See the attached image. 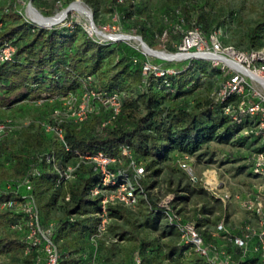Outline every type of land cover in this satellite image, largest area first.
<instances>
[{
	"label": "trees",
	"instance_id": "16d2710c",
	"mask_svg": "<svg viewBox=\"0 0 264 264\" xmlns=\"http://www.w3.org/2000/svg\"><path fill=\"white\" fill-rule=\"evenodd\" d=\"M54 5L68 4L72 0H53ZM106 5L120 22L131 23L150 46L153 45L148 38L150 25L142 16H135L138 9L135 1L120 3L119 0H106ZM57 7V6H55ZM0 46L6 42L12 43L16 52L11 61L0 63V109L16 106L27 100L43 101L48 110L40 120H52L56 109L62 107L60 97L69 92L84 88L85 80L92 77L90 89L106 93L119 92L122 100V110L111 123L102 124L109 120L110 112L99 107L87 120L82 123L69 121L64 124L65 138L63 141L56 136L46 134L42 127L34 132L28 130L25 134V146L18 151L9 145V138L0 142V153L7 152L16 173L23 180L22 183L4 179L0 181V227L8 224L10 230L0 237V250L23 251L28 249L27 264H45L44 254L40 247L32 245L27 240V215L18 207H1L9 199L18 202L25 201L21 192L26 189V196L37 198L43 190L50 191L45 203V213L48 215L54 206L57 195L65 190L70 195L72 207L66 209L64 217L57 223L44 221L43 213L39 207L41 222L44 226L54 225L53 239L60 251V264H80L81 259L74 252L83 250L96 231L100 206L97 199L89 196V191L99 180V173L87 162L78 167L75 177L66 183L57 186L58 175L54 172L53 164H77V152L86 155L103 152L108 156H117L123 145H128L132 158L143 165L147 175L142 180L146 192L150 170L158 163L166 160L169 153L174 150L192 152L208 144L209 140L219 137V134L230 132L237 125L229 116L224 114V103L216 102L213 94L223 84L215 88L209 95L199 97L194 104L185 99L182 103L165 105L167 96L178 99L185 95L192 79L190 75L195 72L194 67L177 69V74L159 78L155 75L146 76L142 64L145 60L134 55L133 49L126 43L110 44L101 42L83 32L77 37L75 29L67 26L42 27L27 21L16 9V4L9 2L0 8ZM183 15L189 25L193 27L192 18L187 6L182 7ZM198 24L207 33L213 28L208 20L198 15ZM264 29V20L258 23ZM159 34L164 29L157 30ZM257 31V32H256ZM165 43L167 50H172L176 40L182 43L183 34L168 31ZM259 30L255 29V37H259ZM199 69L203 74L223 75V72L211 67V62L198 61ZM166 81V82H165ZM167 83L169 85H167ZM168 94L164 95V91ZM174 94V95H173ZM6 120L0 121L4 122ZM239 126V125H237ZM241 127V126H239ZM40 148L46 149L44 153H33ZM31 149V150H28ZM51 157L50 161L48 158ZM54 159V161H52ZM147 162V166L145 165ZM5 168V163H1ZM36 168L39 175L30 176V184H24V179ZM139 198L140 203H146L155 215L165 217L164 210L158 203H150L148 198ZM136 206V207H137ZM183 211V210H182ZM181 211V212H182ZM109 216H116L135 227L129 209L116 205L109 208ZM197 221L200 210L195 217H187ZM197 220V221H196ZM17 226V228H12ZM178 236V243L170 246L167 257H176L180 264H209L195 250L180 239L175 225H169ZM200 229V228H199ZM231 234L239 235L229 229ZM206 243L227 248L234 256L239 249L230 243L222 245L213 232L201 231ZM60 240H65L60 244ZM78 245H81L77 247ZM151 242H144L141 256L143 264L147 262V247ZM76 247V251H73ZM87 257L83 254L81 258ZM145 259V260H144Z\"/></svg>",
	"mask_w": 264,
	"mask_h": 264
},
{
	"label": "rangeland",
	"instance_id": "374dc122",
	"mask_svg": "<svg viewBox=\"0 0 264 264\" xmlns=\"http://www.w3.org/2000/svg\"><path fill=\"white\" fill-rule=\"evenodd\" d=\"M46 17H54L65 10L70 4L80 1L92 12L93 21L97 32L103 34H130L142 36L133 25L120 22L106 5V0H72L66 5L53 0H0V8L13 2L17 11L29 22L38 23L32 20L29 9L30 2ZM133 0H119L120 3ZM138 9L135 16L144 17L150 25L149 39L153 43L152 48L167 53H180L181 42L176 40L172 50H167L165 43L168 38V31L177 32L185 36L193 30L198 29L206 41L205 48L214 50V36L223 47H234L240 54L250 60L251 56L264 49V29H260L258 23L264 20V0H134ZM57 6V7H55ZM187 6L192 18L193 27L189 25L183 15L182 7ZM1 12V11H0ZM198 15L208 20L213 28L211 33L205 32L198 24ZM77 10H71L66 19L53 27L67 26L75 29L77 37L85 31L91 37L101 42L110 44L126 43L137 57L148 60L165 68L184 69L194 67L195 72L190 75L192 82L188 87L189 91L178 99H170L167 96L165 105L187 102L194 104L201 97L211 93L215 88L223 84L226 77L230 76L236 69L231 67L223 68V64L217 63L212 58L203 56L187 57L181 59H163L145 53L138 40L114 41L105 38L94 32L90 33L91 19ZM164 29L162 34L157 31ZM255 29L259 30V37H255ZM257 32V31H256ZM144 39V38H143ZM183 42V40H182ZM191 53L198 52L192 49ZM200 60L211 62V67L223 72V75L214 72L203 74L199 69ZM253 62L251 67L257 66ZM247 66V64H246ZM264 93V86L254 83ZM168 91H164V95ZM174 95V94H173ZM48 107L43 101L27 100L16 106L0 109V121L11 120L14 128L7 136L9 145L15 151L25 146V134L28 130L34 132L41 127L40 120L45 115ZM250 123V121H248ZM247 123V124H248ZM31 150V149H28ZM46 149L32 150L33 153H44ZM264 151V145L256 136H249L244 133V128L235 126L230 132H223L219 137L209 140L208 144L196 151L181 152L174 150L169 153L168 158L155 165L149 172L148 198L150 203L164 204L169 195L172 199L170 205L185 213L188 217H195L200 210V218L197 221L201 231H215L217 225L224 222L228 229L231 227L241 228L245 226H257V219L254 213L244 207L246 200H255L261 196V179L253 174L254 157L257 153ZM9 155L7 152L0 153V165L5 163V168L0 166V181L9 179L22 183L21 177L16 173L11 163H7ZM147 162L145 165L147 166ZM186 164V167L183 165ZM21 192L26 196V189L22 187ZM51 192L45 191L37 195L36 202L40 207L44 221L47 223H58L68 207L74 205L66 200L65 190L61 191L55 200L54 206L50 208L49 214L45 213V203ZM229 195L226 201L222 200ZM147 199V196H144ZM17 201V200H16ZM18 202V201H17ZM19 204L22 202H18ZM1 207L2 204H1ZM18 208L21 211L20 205ZM130 217L135 227L122 219L110 217L106 230L99 234L96 228L90 238L86 237L83 250L74 252L81 259L80 264H135L141 256L144 242H151L152 246L147 247L146 264H180L176 257L168 258L170 246L178 243V236L168 227L166 218L155 215L150 207L144 202L135 208H128ZM249 219L243 225L242 220ZM10 225L0 227V237L10 230ZM232 230V229H231ZM220 243L226 242L221 236ZM65 240H60V244ZM222 244V245H223ZM81 245L77 244V247ZM257 238L249 242V250L246 258L242 257L240 251L236 253V264H254L259 253ZM73 247V251H76ZM28 249L22 250H0V264H27ZM86 254L83 259L81 256ZM145 260V259H144Z\"/></svg>",
	"mask_w": 264,
	"mask_h": 264
},
{
	"label": "built area",
	"instance_id": "2783aa9c",
	"mask_svg": "<svg viewBox=\"0 0 264 264\" xmlns=\"http://www.w3.org/2000/svg\"><path fill=\"white\" fill-rule=\"evenodd\" d=\"M212 38L214 50L206 49V41L198 29L190 31L183 39L180 51L190 52L192 49H197L199 53H215L222 58L212 59L216 60L218 64L222 63L223 68L231 67L237 70L229 76L221 88L213 94V97L216 102L225 104L224 114L229 116L233 123L243 127L246 135L256 136L264 145V93L253 84V82L260 83L264 86L260 81H264V49L254 53L249 60L237 52L234 47L223 48L214 36ZM15 52L16 48L12 43L6 42L1 45L0 63L11 61ZM229 61L241 64L243 69L250 71L254 76L243 73ZM253 62L258 64L252 68ZM142 69L147 77L155 75L159 78H166L168 75H175L178 72L175 68H165L148 60L143 62ZM91 81L92 77H88L82 90L69 92L59 98L62 107L55 110L52 120L41 123L46 134L54 135L63 141L65 123L69 121L82 123L99 110V107L110 112L109 120L105 121L102 126H106L116 119L122 110L121 94L90 89ZM167 85L169 84L167 83ZM13 128L11 120L0 122V142L12 132ZM77 156V164L64 166L54 162V172L58 175L57 186L73 179L78 167L84 161L94 167L95 171L99 173V180L91 187L89 196L98 200L100 210L97 213V231L102 234L110 219L109 208L111 206L122 205L126 208H135L139 198L147 196L142 183L147 171L143 165L132 158V152L128 145L121 146L117 156H108L103 152L86 155L77 152ZM50 159L51 157L48 158V161ZM183 166L186 167V164ZM252 169L253 174L262 181V194L255 200H246L243 205L254 213L257 226L247 225L241 234L236 235L231 234L225 223L221 222L217 225L213 236L224 238L233 247L239 249L244 258L248 255L250 240L256 237L258 247L255 250L260 255L254 264H264V151L255 155ZM39 174L38 169L34 168L23 183L29 185L30 176ZM24 198L25 201L20 204L16 200L9 199L2 203V206L11 208L20 205L21 211L27 215V240L32 245L41 248L45 264H60V251L53 239L54 225L44 226L42 224L40 210L34 196L27 195ZM228 198H230L229 195H225L222 200L226 201ZM171 199L172 196L169 195L167 201L163 205L158 203V206L164 210L167 223L177 227L181 241L190 245L209 264H236L234 254L227 248L214 243H206L196 223L188 219L185 213L179 210L175 211L169 203ZM66 200H70L69 194L66 195ZM12 228H17V226H12ZM135 264H143L142 259L138 257Z\"/></svg>",
	"mask_w": 264,
	"mask_h": 264
},
{
	"label": "bare ground",
	"instance_id": "6f19581e",
	"mask_svg": "<svg viewBox=\"0 0 264 264\" xmlns=\"http://www.w3.org/2000/svg\"><path fill=\"white\" fill-rule=\"evenodd\" d=\"M73 9L81 12L84 15L89 16L88 9L81 2H74L72 4V10ZM29 14H30L32 20L41 26H50L53 24L58 25L59 23H62L67 17V15H65L64 10L52 18L41 17L38 14H36L32 9H29ZM93 32L103 36L101 33L95 31V29H93ZM113 36H117V35H113ZM125 38H127V40H137V39L131 38V37H125ZM145 50L148 54L156 56V57L163 56V57H169V58L175 57V58L181 59V58H187V57H193V56H205L207 58H222L221 56L216 55L215 53L180 52L179 54L173 56V55H166V54H162V53H157V52L151 51L150 49H145ZM160 58H162V57H160ZM229 62L231 63V65H233L234 67H236L238 70L242 71L243 73H245L249 76H252V77L254 76L250 71L243 69L241 64L236 63V62H231V61H229ZM260 81L263 82V84H264V81H262V80H260Z\"/></svg>",
	"mask_w": 264,
	"mask_h": 264
},
{
	"label": "water",
	"instance_id": "95a60500",
	"mask_svg": "<svg viewBox=\"0 0 264 264\" xmlns=\"http://www.w3.org/2000/svg\"><path fill=\"white\" fill-rule=\"evenodd\" d=\"M78 2H80V1H78ZM72 4H70L64 10L65 15H68V13L72 10ZM30 9H32L36 14H38L41 17H44V18H52V17H45V15H43L36 7L33 6L32 1L30 2ZM88 12H89V17L91 19L90 33H92L93 32V29L97 30V27L95 25V22L93 21L92 12L90 10H88ZM55 25L56 24H53V25H50V26H42V27L51 28V27H53ZM99 33L102 34V32H99ZM103 35H104V37H106L108 39H111V40H114V41L127 40V38H125V37L135 38V39H137L140 42V44H141L143 50L145 51V53H147L145 49H150L151 51H154V52H157V53L166 54V55H173V56H175V55L179 54V53H176V54L167 53L166 51L156 50V49L152 48L149 44H147V42L140 35L135 36V35L121 34V33L120 34H103ZM113 35H117V36H113ZM160 57H162L163 59H178V58H175V57H171V58H169V57H163V56H160ZM193 57H197V56H193Z\"/></svg>",
	"mask_w": 264,
	"mask_h": 264
},
{
	"label": "crops",
	"instance_id": "0c3cea01",
	"mask_svg": "<svg viewBox=\"0 0 264 264\" xmlns=\"http://www.w3.org/2000/svg\"><path fill=\"white\" fill-rule=\"evenodd\" d=\"M255 217V216H254ZM248 221H249V219H247V216H245V219H243L242 220V223L241 224H243V225H245V224H247L248 223ZM231 229L235 232V233H242V231H241V228H236V227H231Z\"/></svg>",
	"mask_w": 264,
	"mask_h": 264
}]
</instances>
